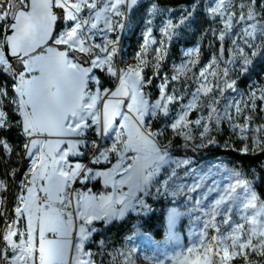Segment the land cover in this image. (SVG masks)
<instances>
[{
  "label": "rangeland",
  "instance_id": "374dc122",
  "mask_svg": "<svg viewBox=\"0 0 264 264\" xmlns=\"http://www.w3.org/2000/svg\"><path fill=\"white\" fill-rule=\"evenodd\" d=\"M143 1L145 4L138 9ZM114 2L115 0L107 1L103 15L108 30L116 39L123 32L120 68L114 57L109 65L93 67V58L73 51L78 59L90 66L94 77L98 78L100 73L104 80H113L116 87L112 93L121 88V80L125 78L124 74L129 68L139 71L141 83L137 87L138 97H142L147 103L142 106L143 116L140 119H137L134 112L128 111V105L132 103L131 82L127 86L129 96L123 97L125 103L114 97L103 101L101 111H104L106 103L121 101L119 111L128 115L130 120L124 121L122 116H117L113 121L115 127L111 136L103 133L100 149L107 147L110 152L109 161H104L109 162L108 166L98 168L90 163L91 168L98 172L112 171L108 183H105L104 176H98L91 180L83 178L78 187L83 190L89 188L88 192L97 201L102 196H110L112 201L100 207L97 201L82 199L81 211H84L82 205L87 203L88 219L91 222L78 218L75 206L76 220L71 217L67 234L57 235L55 238L66 242L67 264H74L77 260L86 264H181L183 257H189V248L197 250L189 257V260H194L201 254L204 246L213 244L212 237L219 238L230 233L229 224L223 223L225 219L229 220L232 227L236 223H244V217L248 215L242 206L248 195L246 188L255 194L252 184L238 170L228 166L221 156L199 160L176 154L175 148L188 146L205 150L225 148L227 143L229 148L238 153H255L264 147V60L261 53L264 35L260 33V24L264 23L261 19L264 1L256 0L253 3L252 0H225L220 6L219 0H195L190 5L162 7L153 0H136L129 7L130 0H127L113 10L110 5ZM218 6L219 11L213 13L211 10ZM250 10L255 19H242L248 16ZM197 11H202L208 19L204 31L196 35L192 44L180 47L176 59L170 62L176 41L190 30ZM251 24H257V30L250 37L246 35V30L252 31L249 27ZM135 28L133 41L124 43V37L130 35ZM48 47L67 51V46L61 48L50 41L30 55H47L45 50ZM87 65L80 64L85 69L88 68ZM109 67L115 75L108 71ZM9 69L6 68L10 71ZM32 72H40L38 64ZM152 79H156L155 84L151 83ZM86 80L87 75L84 77V86ZM109 89L105 88L103 95H107ZM153 92L156 95H152ZM157 104L160 106L154 107ZM111 111L110 108L109 114ZM181 116L184 117L181 126L173 128ZM119 118L121 124L126 125L124 129L127 133H134L137 128L145 135L150 133L149 138L160 149V154L164 155L163 161H157L155 153H151L147 161L140 160V166L150 164L146 171H152L153 175L146 184L139 187L116 183L125 174L123 171L117 174L115 166L119 163L124 167L138 155L131 149L123 151L122 143H119L120 152L112 155L110 149L113 144L118 139H127V133L116 124ZM218 138L224 144H218ZM245 148L247 151H244ZM139 155L143 156L145 153ZM100 179L106 186H100V194H93L96 191L86 187V184H93L96 180L100 184ZM238 181L246 188L238 186L233 200L226 201L230 210L225 212V205H221L212 220L210 210L215 200L219 199V193ZM196 184L200 187L191 190ZM3 194L2 188L0 205ZM74 196H77V191ZM92 196L85 192L80 195L82 198ZM155 198L170 203L166 209L162 238L155 239L150 233L144 232L138 222L118 244H112L108 239L92 238L97 231H102L110 223L121 221L129 215L138 218L147 216L154 208L152 201ZM260 202L264 201L257 198V203ZM97 215L100 218H94ZM209 224L215 226L205 227ZM81 228L84 229L83 238ZM227 243L230 244V241ZM245 251L247 254L251 252ZM245 256L237 255L228 264H244L240 259ZM184 264H188V261H184Z\"/></svg>",
  "mask_w": 264,
  "mask_h": 264
},
{
  "label": "snow or ice",
  "instance_id": "6c2138e0",
  "mask_svg": "<svg viewBox=\"0 0 264 264\" xmlns=\"http://www.w3.org/2000/svg\"><path fill=\"white\" fill-rule=\"evenodd\" d=\"M20 8L17 12L11 13L13 23L7 26V34L0 39V65L7 66L9 61L7 55L15 56L24 66V71L18 73L17 83L14 85V90L17 93L18 110L20 111L23 120V132L29 138L34 135H48V136H65V135H79L83 128L87 127L84 123L86 110H90L95 105V97H90L91 102L84 99V77L91 69H85L79 63L73 62L69 59L67 51H58L54 48L48 47L45 51L47 55H30L35 52L36 48L40 47L49 38L52 25L57 17L53 14L52 8H60L64 10V18L68 21H75L74 26L70 30L62 33L60 36L54 38V43L57 45H66L68 49L79 51L81 53L89 54L91 49L85 47L84 28L83 25L89 24L88 20L80 21L77 14L83 8L96 9L97 0H17ZM127 0H115L111 3L110 8L115 10L122 3ZM136 0H130L129 7L134 4ZM225 0H219V5L222 6ZM253 3L256 0H252ZM4 3H11V0H0V7ZM100 11L95 12V19L99 20ZM213 13L219 11V6L211 10ZM10 13L7 11L0 12V21L5 20ZM117 14H119L117 12ZM242 19H255L253 11H249L247 17ZM92 29L97 28L96 23H91ZM249 27L252 31L246 30L247 36H253L257 30V24H251ZM260 33L264 35V23L260 24ZM108 43H111L109 41ZM99 47V46H97ZM102 51L107 52L106 48ZM115 49H113V52ZM255 55V53H253ZM112 53L108 52L103 59L97 57L92 60L93 67H103L109 65ZM28 57V59H24ZM143 63V61H141ZM248 63V61H245ZM39 65V76H34L31 79L25 78V73L32 72L36 65ZM11 70V69H9ZM112 72L111 67L108 68ZM115 75L114 72H112ZM16 76V73H13ZM124 79L121 80V88L112 93V96H129L128 84L131 82L132 103L128 105V111L134 112L137 119L143 116V107L146 101L142 97H138L137 87L141 83L140 73L137 70L129 68L125 74ZM135 77V79H133ZM175 79V77H174ZM6 95L4 89L0 88V96ZM171 99V98H168ZM121 101L113 103H106L104 105V123L103 131L107 132L113 127L115 117L122 116L124 121H129L130 117L119 111ZM157 104L154 107H159ZM112 109L109 114V109ZM93 123H98L95 114H91ZM184 117H180V121L173 125V128L180 127ZM199 123V121H196ZM7 125L6 114L0 111V129ZM121 128L126 125H120ZM151 134L145 135L139 129L135 132L129 131L127 139L118 143L123 144V151L129 149L138 153L133 161L124 167L121 164L115 166V171L118 174L123 171L125 174L116 183L119 185L132 184L137 187L146 184L149 178L153 175L152 171H146L150 164L145 163L140 166V160H148L151 153L156 154L157 161H163L164 155L160 154L155 143L149 138ZM63 141H57L55 147ZM38 141L30 139L25 144V149L30 156L35 155L32 149L37 147ZM44 147H51L50 142L45 141ZM0 147L9 149L8 144L4 140H0ZM75 148V143H69L68 151L60 149L59 152L49 151L48 153L38 157L39 164L34 161L32 173L33 180L30 182L31 187L27 188V196H20V204L16 208L18 217L27 216L28 224L26 231H17L12 225H8L6 233L3 235V240L7 242V246L17 250L18 255L13 264H67L66 260V242L55 238L56 235H66L68 225L71 223V213L65 214V209L70 207L72 199L76 200L78 206H81V200L97 201L96 197L82 198L79 195L70 197L67 189L71 187L70 181L76 179L78 175L83 173L84 179L91 178L89 176L90 169L82 168L80 164L69 167L65 170L62 161H65L70 151ZM10 150V149H9ZM110 151H117L116 144L112 146ZM247 151V148L244 149ZM140 153L145 155L140 156ZM101 158L107 159L106 153H100L99 157L94 158V162H99ZM187 163V161H184ZM112 171L98 172L96 176H104L105 183L112 177ZM43 181V185L39 188V192L43 193V197L37 195L35 181ZM238 186L245 187L241 182L230 184L223 188L219 193V199L215 200L210 213L211 219H215L221 205H225L224 211L230 210L226 201L231 202L234 198L233 194L236 192ZM4 187L0 182V189ZM200 187L196 184L193 189ZM248 193L246 201L242 202L243 209L248 212L244 217V223H236L234 227L230 224L228 219L223 223L229 224L231 231L228 235L220 236L219 238L212 237V245L204 246L201 254L194 260H189L197 250L189 248V257H183L181 264L188 261V264H228V261L234 259L237 255H247L245 250L253 252L259 251L264 256V202L257 203V197L250 189L246 188ZM112 197H100L97 201L100 207L109 204ZM119 202V201H118ZM197 203H200L197 201ZM59 205V207H57ZM83 212H78V218L88 219L87 203L83 204ZM107 215V213H105ZM94 218H100L98 215ZM247 225V227H246ZM215 226L214 224L205 225V227ZM52 233V239H49L47 234ZM82 238L84 229L81 228ZM19 236L21 239L19 243L13 240V237ZM256 241L255 243L253 241ZM230 241V244L227 243ZM4 257L0 255V259ZM74 264H86L79 260Z\"/></svg>",
  "mask_w": 264,
  "mask_h": 264
},
{
  "label": "trees",
  "instance_id": "16d2710c",
  "mask_svg": "<svg viewBox=\"0 0 264 264\" xmlns=\"http://www.w3.org/2000/svg\"><path fill=\"white\" fill-rule=\"evenodd\" d=\"M157 5H160L162 7H177L181 5H190L195 0H153ZM264 1V0H262ZM145 4V1L141 2L138 5V9H140ZM20 8L19 5L13 7L10 11L9 16L6 19L7 26L12 19L11 13H15V11ZM202 11L196 12V18L191 24L190 30L180 37L175 45H174V54L172 56V59L170 62L174 61L178 55L179 48L182 46H187L192 44L196 40V35L198 33H202L204 31V28L206 26V22H208V19L206 15ZM261 19L264 22V7L261 12ZM2 24L0 23V39L3 37V30H2ZM136 33V28L133 29L130 35L124 37V43L126 41H133L134 35ZM61 48H66V45H57ZM67 52L70 57L76 62H79V59L77 57V54L73 51L67 48ZM261 53L263 55L264 60V38L261 45ZM10 68L11 70L8 71L6 68ZM8 67L4 65H0V86L5 84L8 87V91L10 95H15L14 89L11 88L13 84H16V79L18 76V73L24 70L23 64L17 59L9 62ZM13 73H16L17 75L14 76ZM98 73V72H97ZM28 74L26 73L25 76ZM98 78L100 79V87H109L111 88L113 86V80H104V77L98 73ZM146 79V78H144ZM156 79H152L151 83L155 84ZM152 95H156L155 92L152 93ZM10 115V122L9 125L3 129H0V140L6 139L8 142L11 143L10 150H4L2 147H0V180L7 174V172L12 168L16 167L22 158V144L23 139L18 134L17 129L15 125H13V121L19 120V116L17 112H11ZM218 144H224L220 139H217ZM178 144V143H177ZM226 147L223 148H209L205 150H199V149H192L188 146L176 147L175 153L176 154H184L189 157H192L194 159L204 160L216 156H221L225 163L233 167L234 169L238 170L242 177L248 181L250 184H252L253 190L260 201H264V147H262L259 151L255 153H238L235 150L229 148V145L227 143ZM81 160H86V157L83 156L80 158ZM99 168H105L108 166V164H97L95 165ZM22 172H20V175ZM21 178V177H20ZM86 187H91L93 190L97 191L100 190L99 181H95L93 184H86ZM154 208L151 210V212L145 216V217H134L133 215H129L127 218L118 221V222H112L108 226H106L102 231H97L93 234V239H108L112 242V244H118L122 242L123 236L130 232L133 225L138 222L139 226L144 232H148L151 234L152 237L155 239H160L164 235V228H165V214L166 209L169 202L163 201L161 199L155 198L152 201ZM240 262H243L244 264H264V256H262L259 252H253L251 251L249 254H247L244 258L240 259Z\"/></svg>",
  "mask_w": 264,
  "mask_h": 264
},
{
  "label": "built area",
  "instance_id": "2783aa9c",
  "mask_svg": "<svg viewBox=\"0 0 264 264\" xmlns=\"http://www.w3.org/2000/svg\"><path fill=\"white\" fill-rule=\"evenodd\" d=\"M108 0H97V8L96 9H88L83 8L80 13L77 14L78 19L80 21L88 20L89 24L83 25L84 28V36L85 39V47H89L91 49L89 54H85L89 58L96 59L97 57L103 59L107 56L108 52L112 53V57H114V60L116 61L118 68H120L119 64V56H120V45H121V37L122 33L118 36V39L112 35V33L108 30L106 19L103 15V11H101L100 19H95V12L100 11L101 9H104ZM19 5L17 0H11V3H4L2 7H0V12L7 11L10 13L11 9L15 6ZM20 6V5H19ZM57 11V20L56 24L57 27L55 31L52 34L51 42L54 45H57L54 43V38L60 36L62 33L70 30L71 26H74L76 23L75 21H68L64 18V10L60 8H56ZM9 16V15H8ZM7 16V17H8ZM7 19V18H6ZM5 20L0 21L3 22L2 24V30L3 33L7 27V22ZM96 23L97 28L92 29L90 27L91 23ZM3 39V37L1 38ZM111 41V43H108ZM99 46V47H97ZM102 48H106L107 52L102 51ZM113 49L115 51L113 52ZM9 65V63H8ZM8 65L6 67H8ZM0 88L4 89L6 92V95L0 96V111L5 112L6 118H7V125H9L10 120V111L16 113V107H17V98L15 95H10L8 91L7 85L3 84L0 86ZM11 88L14 89V84L11 86ZM120 99L123 100L125 103V98L121 97ZM13 125L18 127L17 132L23 139L22 144V158L19 164L16 167H12L7 174L1 179V182L3 183L4 187V194H3V201L0 205V255H2L4 258L0 259V264H13V262L16 260V257L18 255L17 250H14L7 246V242L3 240V235L6 233L8 225H12L17 231H26L25 223L22 217H18L16 213V197L17 194L20 192L22 194L27 193V188L30 187L31 181L33 180V173L32 168L34 161L38 165V157L40 156V151L43 143V136L42 135H34L33 137L29 138L25 135L23 132V126L20 123V120H15L12 122ZM30 139H34L38 141L37 147L32 149V152L35 154L33 156H30L25 149V144L29 142ZM4 140L8 146L9 149L11 148V143L8 142L6 139ZM79 140L84 142V150L85 154H87L86 161L84 163V166H87L89 162L98 154L100 151V146L103 142V133L100 131L99 133L95 134H84L82 136H79ZM117 151L113 152L112 155H116L121 150V145L116 142ZM113 144V145H114ZM177 145V144H176ZM167 146V145H166ZM164 146V147H166ZM160 148H162L161 145H159ZM4 150H8L2 147ZM170 150V149H169ZM170 152V151H169ZM264 167V163H263ZM29 171V176L22 182L21 178L24 175V172ZM20 172L22 174L20 175ZM21 177V178H20ZM71 187L67 189L68 193L70 194V197H74L75 193V183L70 184ZM41 197H43V193L40 194ZM59 207V205H57ZM71 213L72 220H76V214H75V204H74V198L72 199L70 207L65 209V214ZM48 238H53V235L48 233ZM19 236L13 237V240L17 243L20 241ZM17 264L19 262L17 261Z\"/></svg>",
  "mask_w": 264,
  "mask_h": 264
},
{
  "label": "crops",
  "instance_id": "0c3cea01",
  "mask_svg": "<svg viewBox=\"0 0 264 264\" xmlns=\"http://www.w3.org/2000/svg\"><path fill=\"white\" fill-rule=\"evenodd\" d=\"M68 58L72 59V57H70V56H68ZM73 62L87 65L86 63L82 62L80 59H79V62H76L74 60H73ZM87 66H88L87 69H90V66L89 65H87ZM27 74L28 75L25 76V78L27 77L26 79H31L34 76H39L40 72H34V73L33 72H29ZM33 74H35V75H33ZM16 83H17V79H16ZM100 83H101L100 79L97 78L96 76L94 77V75H92L90 71L87 73V80H86V84L84 86V99L81 101V103H84L85 101L90 103L91 102L90 97H95L96 98L94 107L92 109H90V110H86L85 113H83V115L85 116L84 123L87 125V127L83 128L79 135H65V136H48L46 134L42 135L43 136V143H42V147H41V151H40V155H41V153L46 154L49 151L59 152L60 149L68 151L69 143L74 142L75 143L74 150L69 152V154L67 155L65 161H62V163L65 166V170H67L69 167L75 166L76 164H80L82 166V168H86V169H90L91 170L90 173H89V176L91 178L98 177V176L95 175V173H98V171H96L95 168L94 169L91 168L90 163H94L93 166H95L97 164H106V163L109 164V162H104V161H109L110 152L108 151L107 147H103L102 149H100V151L98 152V154L95 157H99L100 153H106L107 154V159L101 158L99 160V162H102V163H99V162H94V158H95L94 157L89 162V164L87 166H84V163H85L86 160H81L80 158H82L83 156H85L87 158L88 155L85 154L84 142L79 140V136H82V135L87 134V133L89 134V133H93V132H99V130H100L102 133H104L105 135H109V137H110L112 132H113V129L115 127L114 126L115 124H113V127L110 128L107 132H104L102 130L103 129V123H104V111L103 110L101 111V104L103 103V101L105 99H107L109 97H114V98L119 99V100H120L121 97H124L123 95L111 96L112 92L114 91V89L116 87L115 83H113L114 85L109 89L110 90L109 93L107 95H103V92H104L105 88H109V87L101 88L100 87ZM14 92H15V90H14ZM15 96H16V98L18 100V96H17L16 92H15ZM16 112H17V114L19 116L20 123L23 126V123H22L23 117H22L20 111L18 110V104H17V107H16ZM91 114H95L96 118L98 119V123H93V119H92ZM115 121H117V119ZM116 124H117V126L119 128H121L120 125H122V124H121V119L120 118L118 119V122ZM121 130L124 131L125 133H127L124 128H121ZM45 141L50 142V144L52 146L51 147H44L43 145H44ZM57 141H63L62 143L59 144L58 148L55 147ZM38 164H39V162H38ZM95 167H97V166H95ZM29 174H30L29 171L24 172V175L21 178L22 182L29 176ZM83 178H84L83 177V173H81L80 175H78V177L76 179L71 180L69 183L70 184L75 183V191H77V195L80 196V195L83 194V192H85L86 194L92 196L88 192L89 188L87 190H83L80 187H78V183L82 182L81 180ZM91 178H90V180H91ZM100 180L101 181H100L99 185L104 188L106 185L103 183L102 179H100ZM43 183L44 182L39 180V178H37L36 181H35V187H36V190H37V195H39V196L41 194L39 192V188L43 185ZM31 186L32 185H30V187ZM107 187H108V185H107ZM100 193H101V190H97L93 194H100ZM22 195L23 196H27L28 193L22 194V193L19 192L17 194V197H16V205L17 206H16V208L18 206H21L19 197L22 196ZM74 204H75L76 209H77L76 211L82 212L81 211V207L78 206L75 203V199H74ZM22 218L24 220L25 227H26V230H27V224H28L27 216H24Z\"/></svg>",
  "mask_w": 264,
  "mask_h": 264
},
{
  "label": "water",
  "instance_id": "95a60500",
  "mask_svg": "<svg viewBox=\"0 0 264 264\" xmlns=\"http://www.w3.org/2000/svg\"><path fill=\"white\" fill-rule=\"evenodd\" d=\"M18 10H19V8H18L15 12H17ZM52 12H53V14L57 17L56 7H53V8H52ZM56 20H57V19H56ZM13 22H14L13 19H11L8 25H10V24L13 23ZM56 27H57V24H56V21H55V22L53 23V25H52V31H51V34H50L49 38L46 40V42H45L44 44H42L40 47L36 48L35 52H36L39 48L45 46L47 43H49V42L51 41L52 34H53V32L55 31ZM6 30H7V27H6V29H5V31H4V33H3V36H4L5 34H7V31H6ZM33 53H34V52H33ZM7 59H8L9 62H10V61H13V60H17V58H16L15 56H11L10 54L7 55Z\"/></svg>",
  "mask_w": 264,
  "mask_h": 264
}]
</instances>
